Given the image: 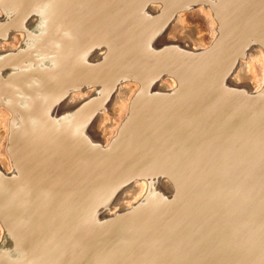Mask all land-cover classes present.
<instances>
[{
  "label": "bare ground",
  "instance_id": "bare-ground-1",
  "mask_svg": "<svg viewBox=\"0 0 264 264\" xmlns=\"http://www.w3.org/2000/svg\"><path fill=\"white\" fill-rule=\"evenodd\" d=\"M153 1L164 4L146 7ZM198 2L209 47L178 14ZM263 43L264 0H0V54L14 61V88L0 98V245L9 241L0 264L229 258L247 233L245 215L225 236L209 232L199 224L213 229L221 220H190L187 197L195 193L201 208L224 201L228 211L246 196V165L199 155L215 149V134L243 135L261 115L246 109V92L253 77L263 88ZM153 174L160 189L138 182ZM170 184L177 188L164 207ZM100 203L128 217L93 232L87 225L98 221L91 211Z\"/></svg>",
  "mask_w": 264,
  "mask_h": 264
},
{
  "label": "water",
  "instance_id": "water-1",
  "mask_svg": "<svg viewBox=\"0 0 264 264\" xmlns=\"http://www.w3.org/2000/svg\"><path fill=\"white\" fill-rule=\"evenodd\" d=\"M164 3L160 2H150L148 6L146 7H162ZM201 4L198 3H191L186 7H183V10L178 12V14H183L185 11H189L192 9H199L201 8ZM33 20H36L33 18ZM185 27V26H184ZM166 40L171 38L170 32L165 33ZM12 40V39H11ZM13 41V40H12ZM213 43H211L208 46H211ZM262 49L264 51V43L262 45ZM252 54V53H250ZM259 54L254 53L252 56H258ZM167 80L170 79V75L166 76ZM255 77H253L251 84L248 87V94L246 92V95H248V101H246V109H252L257 110L261 112V115L254 116L252 115L250 120L246 122L245 125V131L242 134L239 133H217L215 134V149L212 150V152H201L199 155V159L201 161H211L216 164H225L224 166H233L236 161L240 162L243 165H246V170L249 171L246 174V177L250 173V176L246 178V186H245V192L246 196L243 195L240 198H237L235 201L236 203L231 205L228 211H224V208L220 205H223L224 201L221 200H210L207 201V204L205 207L196 206L191 201V194H195L192 191H189L188 195V206H190V220L199 217L201 214H206L205 220H209L211 218L216 220H221V224L218 226H214L213 229L211 227L207 226L205 223L199 224L202 226H205L208 228L209 232L213 231L214 233H219L225 236L230 230L235 231V228H231V226H235V224L241 223L239 220L242 215V221L246 223V230L247 233L245 234V237L239 238V240L235 241V246L233 249L230 250L232 253L229 258L223 257V259L218 260H210L211 264H246V261H249L248 264H257L259 262L264 263V249L260 244L264 243V85L263 88L256 91L255 89ZM170 84V82H168ZM90 90V89H87ZM85 96L89 95L85 91ZM181 125V124H180ZM178 125V127L180 126ZM182 126V125H181ZM180 126V128H181ZM182 129V128H181ZM184 132V130L182 131ZM220 132V131H219ZM216 133V132H215ZM183 134V133H182ZM107 135L105 137L107 138ZM183 136V135H182ZM207 144V143H206ZM200 147H203L202 145ZM202 150V149H200ZM233 151L232 152L229 151ZM240 158V159H239ZM242 159V161H241ZM154 160L151 158V161ZM156 162V159H155ZM176 165L180 166L176 161H173ZM202 169V168H201ZM156 170V168H155ZM146 175L143 178H140L138 182H146V185L148 186L149 180H154V182H151L153 187L160 189V186L158 185V180H156V175H148L146 179H144ZM162 181H167V178L163 177L161 178ZM136 181V180H134ZM133 180L131 182H134ZM170 183V182H169ZM162 188V187H161ZM176 186L173 184H170V189H168L167 196L162 199L163 201H168L165 205L174 199V192L176 190ZM158 191V190H157ZM169 194V195H168ZM196 195V194H195ZM143 198V195L139 197L137 200L132 199V201L135 204H138L141 202V199ZM232 198L229 199V201ZM158 200V199H156ZM160 202V201H157ZM111 203V202H110ZM192 203V204H190ZM132 206V205H131ZM151 206V205H150ZM203 206V204H201ZM208 206V207H207ZM130 207V206H129ZM207 207V208H206ZM149 208V206H147ZM194 210V211H193ZM93 213V216H96L94 223L88 224L87 226H91L92 231H98L102 228H106L108 223L114 222L118 220L119 218H124L127 216L129 212L125 210L124 208L121 210V207L117 206H110L108 203H100L97 204V206L91 211ZM198 212V213H196ZM193 214V215H192ZM131 215V214H130ZM202 216V215H201ZM210 216L209 218H207ZM128 217V216H127ZM245 217V218H243ZM197 223L191 221V225H195ZM86 225V224H85ZM197 225L195 228H191V233H197L200 230V226ZM86 226V227H87ZM112 227V226H111ZM112 228H106V231L111 230ZM207 230L206 228H203ZM237 232V231H236ZM248 235H251V240H249ZM236 236H233L235 238ZM8 238L4 237V242L0 245L1 249L3 247L6 248V242ZM260 244H257L256 243ZM234 242V241H233ZM220 249L218 252H222ZM229 253V250L222 252V254Z\"/></svg>",
  "mask_w": 264,
  "mask_h": 264
},
{
  "label": "rangeland",
  "instance_id": "rangeland-1",
  "mask_svg": "<svg viewBox=\"0 0 264 264\" xmlns=\"http://www.w3.org/2000/svg\"><path fill=\"white\" fill-rule=\"evenodd\" d=\"M183 14L185 15L184 31L188 29L187 28L188 26L192 28H196L197 31L199 30V33H200L197 36L203 39L205 46H208L212 40V30H211V25L209 23L208 16H206L202 8L185 11L183 12ZM19 39H20V35L17 37V39L14 42L13 41L12 42L17 46ZM0 59H1L0 60V98L5 99L4 97L6 96L5 93L7 92V90H11L14 88V86L11 87L9 83V79L14 73V68H13L14 61L12 58L8 59L4 53L0 54ZM7 65L9 69H7ZM259 67H260V64L258 62L253 63L254 75L256 76L257 80H258V74H259V69H260ZM119 120L120 119L118 118V116H114V122H119ZM110 128L111 130L115 131V128L113 126ZM110 137H111L110 134H108L107 139ZM0 151L4 153L3 147L0 148ZM139 197L140 195L137 196L135 200H137Z\"/></svg>",
  "mask_w": 264,
  "mask_h": 264
}]
</instances>
